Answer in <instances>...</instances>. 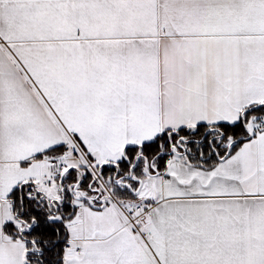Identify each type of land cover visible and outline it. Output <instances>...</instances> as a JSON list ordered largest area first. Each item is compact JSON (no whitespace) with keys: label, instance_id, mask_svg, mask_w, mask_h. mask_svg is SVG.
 <instances>
[{"label":"snow or ice","instance_id":"1","mask_svg":"<svg viewBox=\"0 0 264 264\" xmlns=\"http://www.w3.org/2000/svg\"><path fill=\"white\" fill-rule=\"evenodd\" d=\"M0 264H264V0H0Z\"/></svg>","mask_w":264,"mask_h":264}]
</instances>
